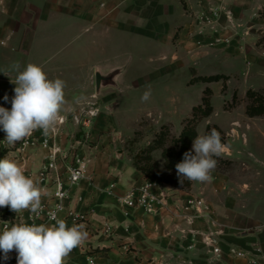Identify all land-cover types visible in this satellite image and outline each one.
Returning <instances> with one entry per match:
<instances>
[{"label":"rangeland","instance_id":"1","mask_svg":"<svg viewBox=\"0 0 264 264\" xmlns=\"http://www.w3.org/2000/svg\"><path fill=\"white\" fill-rule=\"evenodd\" d=\"M88 1V14H81L79 4L60 2L57 11L74 14H55L57 21L50 39L35 42L32 47L33 38L27 36L24 49L14 42L8 48L0 44V106L11 109L15 84L10 79L17 75L11 66L15 62L22 67L27 63L40 65L49 79L65 81L61 113L68 123L61 143L69 148L71 137L80 142L77 153L85 159L87 170L98 153L107 155L113 164L135 168L134 157L148 149L161 133L166 132L164 146L169 150L174 149V140L184 128L196 130L198 135L217 130L225 151L214 157L217 166L211 172V181L192 182L190 189L181 190L209 204L215 226L208 216L199 219L200 224L221 229L218 222L222 215L216 213L214 205L223 209L225 201L231 200L238 208L241 202H251L256 197L257 174H264V134L253 130L264 126V117L250 118L247 114L250 91L264 98V3L123 0L114 7L108 0ZM80 16L87 21L82 30L74 19ZM69 20L72 24L68 29ZM97 72L114 74L115 82L98 92ZM215 76L222 79L203 81ZM149 85L151 97L142 101ZM5 95L8 101L3 99ZM204 99L213 109L208 118L203 117ZM195 107L202 109L194 119ZM91 112L97 113L91 116ZM75 117L83 122L76 124ZM6 154L24 166L26 176L35 179L47 164L46 153L38 147L22 151L11 145ZM152 157L167 172L163 149L155 150ZM171 174L177 177L176 170ZM89 182L95 185L94 180ZM211 187L215 190L209 198L207 190ZM188 196L177 201L179 216L185 221L189 214L181 210V204ZM166 197L169 204L173 196L167 193ZM219 232L204 235L213 239L209 246L214 245ZM188 233L193 235L194 231ZM220 261L215 256V263Z\"/></svg>","mask_w":264,"mask_h":264},{"label":"crops","instance_id":"2","mask_svg":"<svg viewBox=\"0 0 264 264\" xmlns=\"http://www.w3.org/2000/svg\"><path fill=\"white\" fill-rule=\"evenodd\" d=\"M122 1L107 2L115 7ZM239 1L264 3V0ZM60 2L68 6L79 4L81 14H88V0H0V38L10 37L4 47L8 48L14 42L19 49H24L26 40H29L27 36L33 38L32 47L35 42L50 39L57 21L55 14H74L57 11ZM125 17L121 16L122 19ZM78 18H74L77 20L75 24L82 30L87 25L86 17ZM71 21L66 23L68 29ZM253 130L264 134V126ZM112 162L101 153L93 158L89 178L74 190L75 196L82 200L76 199L74 204H68L61 215L71 227L70 209L77 207L82 215L80 224H84L89 233L87 241L74 249L64 264H251L254 259L258 264H264V174L261 171L256 177V197L251 202H241L238 208L232 206L231 200L225 201L223 209L214 205L216 213L223 216L218 215L221 229H215L199 221L190 226L179 216L177 201L191 193L158 181L150 182L173 196L161 214L150 215L142 208L120 206L119 197L149 180L133 166L124 167ZM89 180H94L95 187L90 186ZM213 190L212 187L207 190L209 198ZM48 191L49 195L42 197V203L54 204L52 192ZM217 230L221 232L214 236V246L211 247L206 244L204 235L214 234ZM189 231H194L193 235ZM213 248L222 251L218 263H215Z\"/></svg>","mask_w":264,"mask_h":264},{"label":"clouds","instance_id":"3","mask_svg":"<svg viewBox=\"0 0 264 264\" xmlns=\"http://www.w3.org/2000/svg\"><path fill=\"white\" fill-rule=\"evenodd\" d=\"M11 70L17 73L14 80L10 79L15 84L11 109L0 106V130L5 133L4 142L16 145L37 130H42L45 136L54 133L65 103V81L49 79L42 66L33 63L22 67L15 62ZM2 73L8 76V71ZM150 97L149 85L141 99L148 101ZM3 99L8 101L9 97L5 95ZM224 151L225 145L217 130L197 135L192 149L186 151L182 161L175 165L179 182H210L211 172L217 166L214 157H220ZM48 195V189L42 188L38 179L25 175L22 164L7 156L0 159V208L9 207L16 214L28 211L39 217L44 211L42 197ZM49 219L55 223L37 225L21 221L4 227L0 231V251L4 258L8 259V254L14 250L17 264H64L65 258L87 241L89 233L84 224L73 223L69 227L55 212L49 213Z\"/></svg>","mask_w":264,"mask_h":264},{"label":"built area","instance_id":"4","mask_svg":"<svg viewBox=\"0 0 264 264\" xmlns=\"http://www.w3.org/2000/svg\"><path fill=\"white\" fill-rule=\"evenodd\" d=\"M10 37L0 40V44L5 46ZM97 112H91V116H95ZM61 119L56 125V131L48 136L43 135L42 130L34 131L33 134L25 141L17 142L15 146L18 149L26 150L30 147H38L47 155V164L38 174V180L42 188H46L52 192V198L55 200L54 204L42 203L44 211L39 217L30 215L28 211L22 214H16L11 211L9 207L0 208V231L4 227H11L13 224L21 221L32 224L40 223L51 224L55 223L49 219V213L55 212L58 218L67 210L68 204H74L75 200L81 201L79 196H75L74 190L84 181L89 178L87 164L85 159L77 153V146L80 142L74 138H69V148L63 146L61 143L63 130L67 127L68 120L60 112ZM76 124L83 122L79 117H75ZM89 122H84V127H88ZM70 137L67 135L66 138ZM5 133L0 130V159L7 156V151L10 150L11 145L4 142ZM67 144V145H68ZM112 185L111 187H113ZM118 203L122 207L128 208H142L147 214L157 215L161 214L167 207L166 194L161 191L150 181H146L140 187L128 192L126 195L118 198ZM181 210H185L189 216H186V221L194 224L199 219L206 220L208 216L212 225L215 226L216 221L212 216H209V204L200 196L190 194L185 202L181 204ZM128 215V214H127ZM82 219L81 211L77 207L70 209V220L73 223L80 224ZM212 237L205 238L207 245H212ZM214 246V245H213ZM213 254L217 259L222 258V251L220 248H213ZM0 264H17V253L13 250L8 254V259L4 258V253L0 251ZM252 264H258V260H253Z\"/></svg>","mask_w":264,"mask_h":264},{"label":"trees","instance_id":"5","mask_svg":"<svg viewBox=\"0 0 264 264\" xmlns=\"http://www.w3.org/2000/svg\"><path fill=\"white\" fill-rule=\"evenodd\" d=\"M222 79L221 76H215L210 78H203L205 82H218ZM208 91V90H207ZM248 98L251 103L247 108V114L250 118L264 117V98L253 91L248 93ZM205 100L206 110L204 111L203 117L208 118L211 116L213 109L209 100ZM202 108H194V119L197 117L195 113H198ZM166 133V132H165ZM165 133H161L158 140L149 146L148 149L134 157L135 168L142 172L147 180L158 181L161 183L172 185L176 188L190 189L192 182L187 180L183 184L179 182L178 177L171 173L175 171V165L182 161L183 154L186 151L191 150L193 140L198 135L196 130H191L188 127L184 128L182 134L178 139L174 140V149H165ZM163 149V158L165 160V167L167 172L160 169L159 163L152 157V153L155 150Z\"/></svg>","mask_w":264,"mask_h":264},{"label":"water","instance_id":"6","mask_svg":"<svg viewBox=\"0 0 264 264\" xmlns=\"http://www.w3.org/2000/svg\"><path fill=\"white\" fill-rule=\"evenodd\" d=\"M115 82V75L110 74L108 76L103 75L101 72L96 74V86L97 91L100 92L105 85L113 84Z\"/></svg>","mask_w":264,"mask_h":264}]
</instances>
